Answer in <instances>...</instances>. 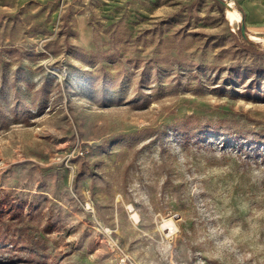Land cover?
<instances>
[{"label":"rangeland","instance_id":"rangeland-1","mask_svg":"<svg viewBox=\"0 0 264 264\" xmlns=\"http://www.w3.org/2000/svg\"><path fill=\"white\" fill-rule=\"evenodd\" d=\"M232 8L0 0V264H264V33Z\"/></svg>","mask_w":264,"mask_h":264},{"label":"crops","instance_id":"crops-1","mask_svg":"<svg viewBox=\"0 0 264 264\" xmlns=\"http://www.w3.org/2000/svg\"><path fill=\"white\" fill-rule=\"evenodd\" d=\"M232 3L237 7L240 20H244L253 34L264 33V0H232Z\"/></svg>","mask_w":264,"mask_h":264},{"label":"bare ground","instance_id":"bare-ground-1","mask_svg":"<svg viewBox=\"0 0 264 264\" xmlns=\"http://www.w3.org/2000/svg\"><path fill=\"white\" fill-rule=\"evenodd\" d=\"M229 18L232 22H236L240 19V14L236 9H229Z\"/></svg>","mask_w":264,"mask_h":264},{"label":"built area","instance_id":"built-area-1","mask_svg":"<svg viewBox=\"0 0 264 264\" xmlns=\"http://www.w3.org/2000/svg\"><path fill=\"white\" fill-rule=\"evenodd\" d=\"M118 264H133L128 256H122Z\"/></svg>","mask_w":264,"mask_h":264},{"label":"water","instance_id":"water-1","mask_svg":"<svg viewBox=\"0 0 264 264\" xmlns=\"http://www.w3.org/2000/svg\"><path fill=\"white\" fill-rule=\"evenodd\" d=\"M241 31H242L243 34H245V32H246L245 25H242V27H241Z\"/></svg>","mask_w":264,"mask_h":264},{"label":"trees","instance_id":"trees-1","mask_svg":"<svg viewBox=\"0 0 264 264\" xmlns=\"http://www.w3.org/2000/svg\"><path fill=\"white\" fill-rule=\"evenodd\" d=\"M251 46H252V44H251ZM248 49H251V48H248Z\"/></svg>","mask_w":264,"mask_h":264}]
</instances>
